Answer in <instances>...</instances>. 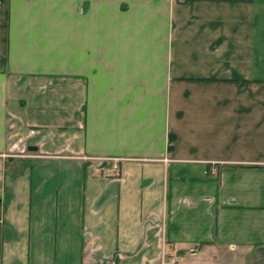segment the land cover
Returning <instances> with one entry per match:
<instances>
[{"label": "crops", "instance_id": "1", "mask_svg": "<svg viewBox=\"0 0 264 264\" xmlns=\"http://www.w3.org/2000/svg\"><path fill=\"white\" fill-rule=\"evenodd\" d=\"M0 264H264V0H0Z\"/></svg>", "mask_w": 264, "mask_h": 264}, {"label": "built area", "instance_id": "2", "mask_svg": "<svg viewBox=\"0 0 264 264\" xmlns=\"http://www.w3.org/2000/svg\"><path fill=\"white\" fill-rule=\"evenodd\" d=\"M212 171H213V172H217V171H218V168H217V167H213V168H212Z\"/></svg>", "mask_w": 264, "mask_h": 264}]
</instances>
